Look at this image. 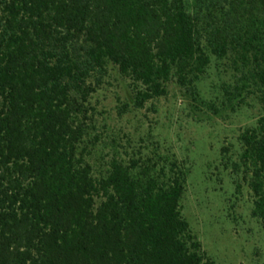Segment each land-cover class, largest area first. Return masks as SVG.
<instances>
[{
    "label": "trees",
    "instance_id": "1",
    "mask_svg": "<svg viewBox=\"0 0 264 264\" xmlns=\"http://www.w3.org/2000/svg\"><path fill=\"white\" fill-rule=\"evenodd\" d=\"M210 53L264 87V0L2 1L0 264H213L176 157L114 156L96 172L86 141L92 79L110 62L139 107L173 79L199 105ZM240 141L264 221V113Z\"/></svg>",
    "mask_w": 264,
    "mask_h": 264
},
{
    "label": "rangeland",
    "instance_id": "2",
    "mask_svg": "<svg viewBox=\"0 0 264 264\" xmlns=\"http://www.w3.org/2000/svg\"><path fill=\"white\" fill-rule=\"evenodd\" d=\"M210 55L199 105L173 79L167 95L139 107L138 86L110 62L104 75L92 79L89 159L96 172H104L114 156L176 157L188 170L183 214L213 264H264V221L254 215L240 141L264 113V87L232 54Z\"/></svg>",
    "mask_w": 264,
    "mask_h": 264
}]
</instances>
